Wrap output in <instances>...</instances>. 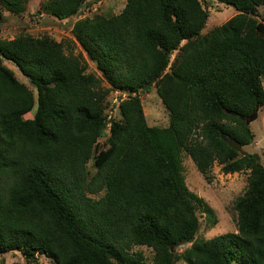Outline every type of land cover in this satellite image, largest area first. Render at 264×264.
<instances>
[{
    "label": "trees",
    "instance_id": "obj_1",
    "mask_svg": "<svg viewBox=\"0 0 264 264\" xmlns=\"http://www.w3.org/2000/svg\"><path fill=\"white\" fill-rule=\"evenodd\" d=\"M89 1L41 5L57 21L75 19L77 54L47 36L0 39V254L18 252L21 264H147L135 250L146 247L150 264H264V167L222 139L254 142L264 0H217L236 14L205 34L203 0H126L118 15L76 19ZM30 2L0 0V29L4 10L19 15ZM88 61L98 75L86 73ZM147 85L166 127L146 122ZM113 92L126 98L101 145ZM184 158L207 182L215 163L223 174L249 171L235 232L197 238V212L216 218L185 185Z\"/></svg>",
    "mask_w": 264,
    "mask_h": 264
},
{
    "label": "rangeland",
    "instance_id": "obj_2",
    "mask_svg": "<svg viewBox=\"0 0 264 264\" xmlns=\"http://www.w3.org/2000/svg\"><path fill=\"white\" fill-rule=\"evenodd\" d=\"M46 0H31L25 11L19 15H15L10 11L4 10L5 21L0 29V39H14L21 33L29 34L33 37L47 36L56 42H62L68 49L71 48L74 54L79 52V47L71 35V28L75 19L66 22L57 21L50 17L41 9V5ZM202 1V0H201ZM205 8L209 11V20L203 29L202 34L207 33L212 28L222 25L228 19L236 14L233 6L224 5L217 0H203ZM126 0H96L89 1V5H84L76 19L91 17L93 14L104 16L118 15L124 8ZM259 19H264V6L260 7ZM8 68L13 70L17 80L21 83H28V80L19 73L17 68L6 63ZM88 70L86 73L97 74L96 68L90 61L87 62ZM105 85V84H104ZM264 87V79L262 80ZM106 86V85H105ZM124 97L117 92L109 94L106 98L108 106H106L107 122L105 126V135L98 139V144H103L109 128L111 120H118L117 105ZM140 100L143 105V111L146 122L152 127H166L168 125V113L165 110L160 99L156 95L154 87L150 86L140 94ZM31 114H26L24 118H31ZM250 129L255 138L251 145L244 147L245 152L249 155L258 156V160L264 167V107L260 108L257 114L250 119ZM92 161L89 162L88 168L91 169ZM184 181L188 190L194 193L198 198L202 199L211 209L216 218V224L210 225L206 221V215L200 210L197 216L200 221V228L197 238L211 239L213 237L236 231V213L234 211V203L236 199L243 194L247 186L248 173L240 172L234 174H223L220 166L216 163L211 170V181L207 182L203 176L196 170L189 158L183 159ZM191 244L184 246L190 247ZM183 246V245H182ZM180 247L177 251L181 252L186 249ZM184 248V249H183ZM135 250L144 253L147 264H150L152 253L146 247L136 248ZM23 257L18 252L0 254V264H21ZM39 264H50V261L44 257H39ZM177 264H183L178 262Z\"/></svg>",
    "mask_w": 264,
    "mask_h": 264
},
{
    "label": "water",
    "instance_id": "obj_3",
    "mask_svg": "<svg viewBox=\"0 0 264 264\" xmlns=\"http://www.w3.org/2000/svg\"><path fill=\"white\" fill-rule=\"evenodd\" d=\"M151 86V85H150ZM149 85H147L144 90H147L149 89ZM251 120H248L247 121V124L249 125ZM223 141L226 142L228 144L229 147H231L234 151H236L237 153H239L240 155L242 156H249V154L247 152H245V150L243 149V147L238 143L236 142L235 140H230V139H227L226 137H222ZM252 157H254L255 160H258V156L256 155H250Z\"/></svg>",
    "mask_w": 264,
    "mask_h": 264
},
{
    "label": "built area",
    "instance_id": "obj_4",
    "mask_svg": "<svg viewBox=\"0 0 264 264\" xmlns=\"http://www.w3.org/2000/svg\"><path fill=\"white\" fill-rule=\"evenodd\" d=\"M118 93V92H117ZM119 95H122L124 98L123 99H125L126 98V94H119Z\"/></svg>",
    "mask_w": 264,
    "mask_h": 264
},
{
    "label": "clouds",
    "instance_id": "obj_5",
    "mask_svg": "<svg viewBox=\"0 0 264 264\" xmlns=\"http://www.w3.org/2000/svg\"><path fill=\"white\" fill-rule=\"evenodd\" d=\"M110 129V128H109Z\"/></svg>",
    "mask_w": 264,
    "mask_h": 264
}]
</instances>
